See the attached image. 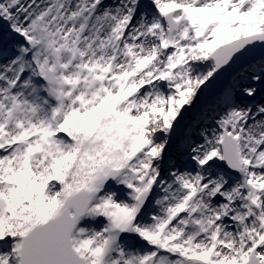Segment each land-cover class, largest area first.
<instances>
[{"label": "snow or ice", "instance_id": "snow-or-ice-1", "mask_svg": "<svg viewBox=\"0 0 264 264\" xmlns=\"http://www.w3.org/2000/svg\"><path fill=\"white\" fill-rule=\"evenodd\" d=\"M258 47L264 0H0V264H264V57L182 126Z\"/></svg>", "mask_w": 264, "mask_h": 264}, {"label": "water", "instance_id": "water-1", "mask_svg": "<svg viewBox=\"0 0 264 264\" xmlns=\"http://www.w3.org/2000/svg\"><path fill=\"white\" fill-rule=\"evenodd\" d=\"M264 57V48H255L245 56L238 59L235 63L231 64L230 67H226L216 77L215 81L201 93L200 105L205 103L208 99L218 95L230 82L232 77L243 67L255 62L256 60ZM195 110L191 112V115L195 113Z\"/></svg>", "mask_w": 264, "mask_h": 264}, {"label": "rangeland", "instance_id": "rangeland-1", "mask_svg": "<svg viewBox=\"0 0 264 264\" xmlns=\"http://www.w3.org/2000/svg\"><path fill=\"white\" fill-rule=\"evenodd\" d=\"M259 60V59H258ZM256 60V61H258ZM255 61V62H256ZM253 62V63H255ZM251 63V64H253ZM249 64V65H251ZM249 65L241 68L233 77L232 79L230 80V82L225 86V88L221 91L220 94L208 99L205 103H203L202 105H200V97L201 95L197 98L194 106L192 109H190L188 112H186L184 114L185 116V119L184 121L182 122V126L183 125H187V124H190L193 122V120H195L197 118V116L201 113V111L203 112H206L207 113V118L208 119H211L213 118L215 115H216V112L219 111L218 107H217V101H218V98L221 96V94L229 87V85L232 83V81L237 78L239 75L243 74L245 71H247ZM255 99L257 101H260L262 99H264V92H262L261 94H258ZM243 100H247V98H243ZM197 108V110L195 111V113L193 115H191V112L193 110H195ZM208 109V110H206ZM171 151V149H170Z\"/></svg>", "mask_w": 264, "mask_h": 264}, {"label": "bare ground", "instance_id": "bare-ground-1", "mask_svg": "<svg viewBox=\"0 0 264 264\" xmlns=\"http://www.w3.org/2000/svg\"><path fill=\"white\" fill-rule=\"evenodd\" d=\"M206 110H208V109H206Z\"/></svg>", "mask_w": 264, "mask_h": 264}]
</instances>
